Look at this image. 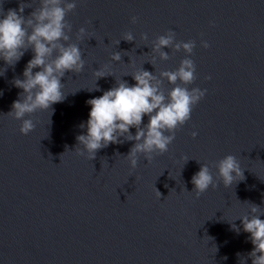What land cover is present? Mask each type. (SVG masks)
Returning a JSON list of instances; mask_svg holds the SVG:
<instances>
[{
    "label": "water",
    "instance_id": "obj_1",
    "mask_svg": "<svg viewBox=\"0 0 264 264\" xmlns=\"http://www.w3.org/2000/svg\"><path fill=\"white\" fill-rule=\"evenodd\" d=\"M20 3L30 5L25 16L39 7V0H0V11ZM66 19L84 69L61 78L66 97L52 105L51 116L48 110L26 117L36 124L27 135L7 113L22 91L12 80L23 78L33 54L27 51L14 69L0 61V72L6 69L0 75V264H252L253 245L237 218L249 214L247 202L264 213V0H77ZM80 27L86 35L77 40ZM168 30L177 41H195L190 58L197 78L187 87L207 89L168 151L153 153L150 163L140 154L134 169L124 157L133 141L109 144L93 160L77 155L86 101L115 79L133 85L128 74L141 67L157 76L178 67L182 50L165 48L168 60L149 63L150 42ZM129 31L135 41L121 40ZM201 40L210 46L202 48ZM115 52L121 61H111ZM105 65L112 76L97 80L94 71ZM96 86L100 91H90ZM171 87L162 81L165 94ZM147 122L144 116L142 126ZM229 154L244 179L225 188L214 164ZM205 163L217 187L197 198L191 177Z\"/></svg>",
    "mask_w": 264,
    "mask_h": 264
},
{
    "label": "clouds",
    "instance_id": "obj_2",
    "mask_svg": "<svg viewBox=\"0 0 264 264\" xmlns=\"http://www.w3.org/2000/svg\"><path fill=\"white\" fill-rule=\"evenodd\" d=\"M76 7L77 0H39V7L27 16L23 13L25 8H30L28 3H20L17 9H8L6 13L0 11V61L14 69L27 51L31 50L33 54L25 65L23 78L14 77L12 80L13 86L22 91L18 93V98L11 105V111L7 113L13 119L21 121L19 132L22 135H27L36 127L33 120L26 117L37 111L48 110H51V116L52 105L63 102L66 95L62 91L64 84L61 78L65 73L79 74L84 69L82 51L78 44L70 42L72 25L66 19ZM130 22L135 24L137 17H131ZM85 35V27H80L76 32V39L81 40ZM121 40L133 42L135 37L129 31L123 34ZM140 40L148 41V35L141 33ZM120 41L116 43L119 44ZM150 43L151 53L154 55L149 63L153 66L157 58L160 61L170 58L169 53L163 50L165 48L172 52L182 50L185 57L180 60L175 70L160 71L158 76L141 67L128 74L135 81L133 85L121 78L115 79L114 87L104 91L101 96L86 101L90 105V111L86 123L79 125L82 129L86 128V133L76 136L80 146L76 148L77 155L86 154L87 159L93 160L97 151L109 144L133 141L124 157L134 169L140 154L150 163L153 153L167 152L168 146L175 139L176 131L191 118L194 106L207 92V89L187 87L197 78L196 65L190 58L196 47L195 41H177L176 33L168 30ZM200 46L207 49L210 45L201 40ZM120 53H113L111 61H121ZM34 69L39 70L33 71ZM106 69L107 65L95 70L93 75L97 80L112 76ZM5 71L3 69L0 75H4ZM165 79L173 85L167 94L162 88V81ZM93 90L100 91L97 86L90 91ZM144 116L148 117V122L142 126ZM130 128L136 129L134 135L129 131ZM191 135L195 138L197 133L193 132ZM183 159L188 160L186 157ZM214 167L216 176L225 188L244 179V170L234 155L224 156L215 162ZM191 183V192L197 198L210 187H217L213 173L206 163L200 165L199 171L191 177ZM156 195L160 197L161 193L156 191ZM247 203L249 214L237 218L241 221L242 230L249 234L253 245L247 256L251 258L252 264H264V219H260L264 213L260 211V206ZM231 229L237 234L241 231L234 223L231 224ZM216 251L214 246V253ZM237 256L240 259L242 257L240 253Z\"/></svg>",
    "mask_w": 264,
    "mask_h": 264
}]
</instances>
